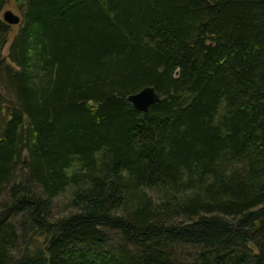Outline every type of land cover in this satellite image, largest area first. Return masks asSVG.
Here are the masks:
<instances>
[{"label": "trees", "instance_id": "1", "mask_svg": "<svg viewBox=\"0 0 264 264\" xmlns=\"http://www.w3.org/2000/svg\"><path fill=\"white\" fill-rule=\"evenodd\" d=\"M7 4L0 264H264V0Z\"/></svg>", "mask_w": 264, "mask_h": 264}, {"label": "rangeland", "instance_id": "2", "mask_svg": "<svg viewBox=\"0 0 264 264\" xmlns=\"http://www.w3.org/2000/svg\"><path fill=\"white\" fill-rule=\"evenodd\" d=\"M25 4H26V0H8V4L6 5L5 10L11 9L15 13L23 16ZM20 26H21V24L12 25V29L9 33L8 44L6 45V47L3 50V57L7 63H10V59L7 57L9 44L11 43L15 34L18 32ZM9 94H10V91H9ZM8 97L10 98V95ZM70 198H71V188L68 189L67 191H65L64 193H62L60 196L56 197L54 199V211H55V213L61 214L63 212H66L65 211V210H67L66 205L69 203ZM45 236H46V233H44V232H40L38 235H36L34 237V239L32 240V242L30 244H28L29 245V251L30 252L35 251L39 245H43L45 243V239H46ZM24 246H25V244L22 242V244L20 245V248L16 251L18 255L21 254V252L24 249Z\"/></svg>", "mask_w": 264, "mask_h": 264}, {"label": "water", "instance_id": "3", "mask_svg": "<svg viewBox=\"0 0 264 264\" xmlns=\"http://www.w3.org/2000/svg\"><path fill=\"white\" fill-rule=\"evenodd\" d=\"M3 19L11 25L20 24L23 21L22 16L11 9L4 10ZM128 99L136 109L146 112L151 105L161 100V95L154 86L147 85L139 91L131 93Z\"/></svg>", "mask_w": 264, "mask_h": 264}]
</instances>
